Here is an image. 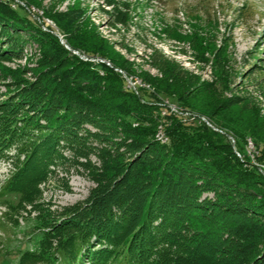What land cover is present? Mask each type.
<instances>
[{"label": "rangeland", "instance_id": "rangeland-1", "mask_svg": "<svg viewBox=\"0 0 264 264\" xmlns=\"http://www.w3.org/2000/svg\"><path fill=\"white\" fill-rule=\"evenodd\" d=\"M0 5L12 11L11 19L25 21L24 30L9 34L17 36V42L11 38L6 44L0 31V132L13 138L12 132L21 134L31 118L45 124L39 112L25 106L48 84L35 73L40 63H58L57 69L76 64L101 78L96 98H104L107 87L115 86L140 98V104L157 108L160 121L154 139L160 144L168 143L165 127H172L178 117L187 133L200 126L208 129L230 145L244 168L264 177V0H0ZM162 60L177 69L179 79H165L156 66ZM165 83L189 88L177 101ZM76 118L67 127L75 142L66 133L44 138L38 147L44 165L32 173L38 181L36 198L23 204L17 194L3 197L18 209L9 219L3 218L7 209L0 206V264H17L24 251L37 248L43 237L41 221L44 237L55 239L50 230L57 221L85 207L106 185L116 150L96 139L104 138L101 128L82 115ZM27 139L13 138L0 154V185L15 168L19 153L23 160ZM206 197L212 194L203 193L201 199ZM175 234L172 241L168 238L174 243V260L182 255L175 249L187 235ZM97 235L96 247L106 240L102 233ZM166 242L158 243L159 251L167 248ZM193 249L185 255L196 254Z\"/></svg>", "mask_w": 264, "mask_h": 264}, {"label": "trees", "instance_id": "trees-1", "mask_svg": "<svg viewBox=\"0 0 264 264\" xmlns=\"http://www.w3.org/2000/svg\"><path fill=\"white\" fill-rule=\"evenodd\" d=\"M10 15L12 11L0 5V31L6 44L11 38L18 41L17 36L9 35L11 32L24 30L21 23L25 21L19 16L11 19ZM56 64L40 63L35 73L40 82L48 84L25 105L39 112L45 124L28 119L18 135L12 128L13 138L31 139H27L29 149L23 160L19 153L15 168L0 185V206L7 209L3 218L10 219L11 214L16 217L18 209L3 199L5 195L17 194L23 204L36 198L38 181L32 173L44 165L38 158V147L44 138L52 140L66 133L75 142L67 127L78 114L101 128L104 138L98 135L96 139L115 149L116 156L107 169L103 190L96 191L85 207L67 212L54 229L51 227L55 239L44 237L45 224L41 221L38 230L43 237L37 248L24 251L17 264H264L261 174L244 168L230 145L208 129L200 126L187 133L178 117L173 118L176 123L172 127H165L168 143L160 144L154 139V126L160 121L157 108L140 104V98L115 86L107 87L104 98H96L100 77L76 64L63 65L62 69ZM156 66L166 74L165 79H179L177 69H169L163 60ZM164 86L171 89L177 101L189 88ZM130 121L138 122V126L133 128ZM8 136L7 131L0 132V154L13 143ZM120 148L125 150L119 152ZM119 175L121 179L116 181ZM203 193H211L212 198L201 199ZM92 223H99L98 227H92ZM99 232L106 240H100L104 244L96 247ZM175 232L187 234L182 247L177 245L175 249L182 253L177 261L171 250L174 243L169 242ZM166 240L167 248L159 251L158 243ZM191 246L196 254L186 256ZM189 257L196 262H190L193 260Z\"/></svg>", "mask_w": 264, "mask_h": 264}, {"label": "bare ground", "instance_id": "bare-ground-1", "mask_svg": "<svg viewBox=\"0 0 264 264\" xmlns=\"http://www.w3.org/2000/svg\"><path fill=\"white\" fill-rule=\"evenodd\" d=\"M250 152V151H249Z\"/></svg>", "mask_w": 264, "mask_h": 264}]
</instances>
